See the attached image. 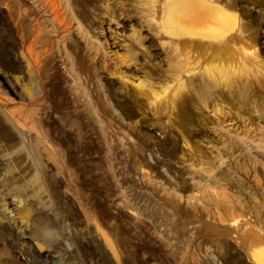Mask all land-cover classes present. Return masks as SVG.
<instances>
[{"label": "rangeland", "instance_id": "374dc122", "mask_svg": "<svg viewBox=\"0 0 264 264\" xmlns=\"http://www.w3.org/2000/svg\"><path fill=\"white\" fill-rule=\"evenodd\" d=\"M209 3L236 56L167 26L194 4L0 0V109L36 124L10 148L45 166L0 165V264H264V0Z\"/></svg>", "mask_w": 264, "mask_h": 264}, {"label": "bare ground", "instance_id": "6f19581e", "mask_svg": "<svg viewBox=\"0 0 264 264\" xmlns=\"http://www.w3.org/2000/svg\"><path fill=\"white\" fill-rule=\"evenodd\" d=\"M240 1V0H239ZM222 2V1H221ZM226 4V3H225ZM224 5V4H223ZM233 5V4H232ZM227 6V5H226ZM233 8V7H232ZM235 8V7H234ZM230 9V8H229ZM242 9V8H241ZM17 10V9H16ZM57 11V10H56ZM239 11V10H238ZM154 12V11H153ZM73 14V13H72ZM78 14V13H77ZM154 14H156V12L154 13ZM157 15V14H156ZM58 16V15H57ZM56 16V17H57ZM73 16H75L74 14H73ZM72 16V17H73ZM76 17V16H75ZM58 18H59V16H58ZM62 19H63V17H61ZM17 19V18H16ZM18 19H19V16H18ZM68 20V19H67ZM18 21V20H17ZM61 21H63V20H61ZM60 22V21H59ZM62 23V22H61ZM60 23V24H61ZM244 25V24H243ZM63 27H65V31H69L70 30V28H71V26H70V23L69 22H67L66 20L63 22ZM62 28V27H61ZM101 29V28H100ZM225 30H226V28H225ZM240 30V29H239ZM71 31V30H70ZM98 31H96V33H97ZM224 31H222L221 30V32L220 33H215V35H216V37L214 36L213 38H210V41L209 42H206L205 44L206 45H208V47H210V48H212V49H217L216 50V56H218V55H223V54H227V55H235L236 56V54H237V47L236 46H238V45H235V44H233V43H230V44H226L227 42H226V40H225V38H224V34L225 33H223ZM243 33V32H242ZM247 33H248V31H247ZM240 35H242V34H240ZM244 35V34H243ZM96 36H97V38H99V37H101V38H103V40H104V43H107V46L108 47H106V46H104V50L105 51H107L106 52V54H109V47H112L113 46V44L111 43V41H110V37L106 34V32L104 31V30H100V32H98L97 34H96ZM244 36H246V35H244ZM253 37V36H252ZM252 37H250L249 39H250V41H253L254 40V38H252ZM214 38H215V41H214ZM101 42V41H100ZM226 42V43H225ZM202 43V42H201ZM235 43V42H234ZM243 43V42H242ZM101 44H103L102 42H101ZM203 44V43H202ZM240 44V43H239ZM198 46H199V48H201L200 46H202L200 43H198L197 44ZM225 45H227V46H225ZM243 45H244V43H243ZM241 46V47H240ZM251 46H253V45H251ZM239 47L241 48V50H242V45H239ZM244 47H246V46H244ZM247 47H249V49H250V46H247ZM239 48V49H240ZM253 48V47H252ZM251 48V49H252ZM248 49V48H247ZM247 49H246V51L245 52H247ZM111 50V49H110ZM240 50V51H241ZM245 50V48L243 49V51ZM253 50V49H252ZM243 51H241V52H243ZM28 52V51H27ZM30 52V51H29ZM235 52H236V54H235ZM30 53H32V52H30ZM244 53V52H243ZM207 54V53H206ZM215 54V53H214ZM218 54V55H217ZM239 54V53H238ZM33 55V54H32ZM197 55V54H196ZM241 56V55H240ZM240 56L238 55L237 57H239L240 58ZM33 57V56H32ZM193 57V56H192ZM224 57V56H223ZM222 57V58H223ZM107 58V57H106ZM199 58V57H198ZM196 59V58H195ZM224 59V58H223ZM238 59V58H237ZM243 59V58H242ZM110 60V59H109ZM200 60H201V58L199 59V62H200ZM205 60V59H204ZM206 60H208L207 58H206ZM240 60V59H239ZM190 61V60H189ZM196 61V60H195ZM229 61V60H228ZM198 61L196 62V63H199ZM203 62V61H202ZM207 62V64L209 63L208 61H206ZM206 62H204V63H206ZM236 62V61H235ZM107 63V62H106ZM113 63V62H112ZM117 63V62H116ZM195 63V64H196ZM114 64V63H113ZM113 64H105V66H107V69L109 68V69H111V67H112V65ZM201 64V63H200ZM28 65H29V63H28ZM36 59H33L32 60V67H33V69H34V72H32V73H34V76L36 77L35 79L37 80V78H38V82L41 80V72H40V70H38L37 68H36ZM226 65V64H225ZM222 66H224V65H222ZM226 67V66H225ZM22 68V67H21ZM29 68V67H28ZM106 68V67H105ZM231 68H233V67H231ZM25 69V68H24ZM224 69H226V68H224ZM252 69V68H251ZM21 70V69H20ZM23 70V69H22ZM30 70H32V69H30ZM33 71V70H32ZM214 71V70H213ZM23 72H25V70L23 71ZM226 72V71H225ZM231 72V71H230ZM229 72V73H230ZM217 73V72H216ZM22 74V73H21ZM24 74V73H23ZM26 74V73H25ZM220 74V73H219ZM228 75V74H227ZM224 76H226V74L224 75ZM223 76V77H224ZM217 77V76H216ZM228 77V76H227ZM23 78H25V77H23ZM234 80V79H233ZM232 79H231V81H233ZM28 84V83H27ZM39 84H40V82H39ZM209 84V83H208ZM27 86V85H26ZM207 86V85H206ZM36 87V86H35ZM35 89V88H34ZM33 89V91H31V96H30V98H33L34 96H35V94L34 93H36V91ZM39 92V91H38ZM242 94H244L243 92H242ZM37 95V94H36ZM87 97H89V96H87ZM91 97V96H90ZM246 99V98H245ZM88 100H89V98H88ZM183 104V103H182ZM193 104V103H192ZM179 110V109H178ZM182 110V109H181ZM102 118V117H101ZM100 119V118H99ZM102 119H100V121H101ZM28 122L29 123H27V122H25V121H20V120H17V119H15L14 117H12V116H10V114L7 112V111H4V110H1L0 109V165H3L4 164V166H6V177H5V181L7 182V183H9L8 184V187H19V184H21V183H23L24 181H27L28 179H32L33 177H35V172L33 173V171L35 170V169H39V171H44V169L42 168V166H41V164H42V159L40 160V162H39V157L42 155V153H41V155L39 154V152H36L34 149H32V151H27L26 149H23V150H21V152H19V151H14V150H11V148L10 147H12V141H10L9 140V137L11 136V135H13V133H14V128H15V126H18L20 129H24L25 131H27V132H29L30 130L32 131L34 128H35V126H36V124H35V122H34V118H33V116H31L30 118H29V120H28ZM99 122V121H98ZM114 132V131H113ZM111 135V134H110ZM117 135V134H116ZM111 138V137H110ZM35 143H37L36 141H34ZM113 149V148H112ZM44 153V152H43ZM28 154H30V155H32L33 156V158L35 159V161H38L39 163H40V165L39 164H37L38 166L37 167H33V165L30 163V164H27L28 163V161H27V163H24V159L27 157V155ZM40 155V156H39ZM115 155V154H114ZM29 156V155H28ZM43 157V156H42ZM111 157V156H110ZM5 159H7L5 162L6 163H8L9 165H7L5 162H4V160ZM33 159V160H34ZM112 159V158H111ZM30 162H31V160H30ZM43 165V164H42ZM43 167L45 168V166L43 165ZM34 169V170H33ZM43 169V170H42ZM49 171V170H48ZM34 174V175H33ZM42 174H43V172H42ZM48 174V173H47ZM43 176H45V175H43ZM29 181V180H28ZM32 182V181H31ZM21 185H23V184H21ZM257 185V184H256ZM35 186H37V185H35ZM258 186V185H257ZM31 187H32V185H31ZM260 188V187H259ZM9 189V188H8ZM33 189V188H32ZM37 191V190H36ZM35 192V191H34ZM25 194V193H24ZM24 196V195H23ZM26 196V195H25ZM242 204V203H241ZM254 211V210H253ZM78 221V220H77ZM9 226H11V224L9 225ZM63 231V230H62ZM69 232V231H68ZM67 232V233H68ZM66 233V234H67ZM71 233H73V232H71ZM65 234V233H64ZM69 234V233H68ZM71 235V234H70ZM70 235H69V237H70ZM63 236V235H62ZM56 237V236H55ZM76 237V236H75ZM58 239H60V238H58ZM68 240V239H67ZM71 241V240H70ZM46 246V245H45ZM72 247V246H71ZM86 248V247H85ZM257 249L259 250V252H260V254H257L256 256V258H259V257H264V252L261 250V249H259L258 247H257ZM257 250V251H258ZM39 254V256H42V255H44V256H47V254H46V251L44 250L42 253L41 252H39L38 253ZM138 258V257H137ZM92 263V262H91Z\"/></svg>", "mask_w": 264, "mask_h": 264}, {"label": "crops", "instance_id": "0c3cea01", "mask_svg": "<svg viewBox=\"0 0 264 264\" xmlns=\"http://www.w3.org/2000/svg\"><path fill=\"white\" fill-rule=\"evenodd\" d=\"M186 4V3H185ZM189 6L190 4H194L197 7H199V9L201 10V12L199 13H192L189 12V9L185 6H182V8H179L178 11L174 10V11H169L170 12V17L172 18H177L179 20L178 23H175V21H166L168 22V27H174L178 30V34L179 35H190L193 32L196 33H201L202 38H201V42H209L210 38H213L214 36L216 37L215 33H220L221 30L223 31L226 26H227V22H225V18L223 16H220V18H218L217 16L220 15L218 14L216 17H213L208 15L209 10L204 9L205 6L209 5L210 9H213L215 12L217 11V9L208 3H187ZM206 11V12H205ZM176 19V20H177ZM212 19V22H210ZM212 23L213 27L211 32H207V31H203L200 30V25L202 23ZM167 24V23H166ZM164 29L166 30V28L164 27ZM191 36V35H190ZM215 41V38H214ZM257 254H260L259 251H255L253 252V257L255 259V261L259 262V263H264V257H259L256 258Z\"/></svg>", "mask_w": 264, "mask_h": 264}, {"label": "snow or ice", "instance_id": "6c2138e0", "mask_svg": "<svg viewBox=\"0 0 264 264\" xmlns=\"http://www.w3.org/2000/svg\"><path fill=\"white\" fill-rule=\"evenodd\" d=\"M178 3H208L209 0H177ZM215 7H222V6H215ZM225 16H231V13H227L226 10L224 11Z\"/></svg>", "mask_w": 264, "mask_h": 264}]
</instances>
